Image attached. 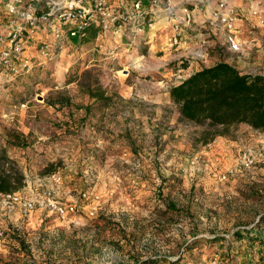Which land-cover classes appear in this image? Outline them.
Returning <instances> with one entry per match:
<instances>
[{
	"label": "rangeland",
	"instance_id": "obj_1",
	"mask_svg": "<svg viewBox=\"0 0 264 264\" xmlns=\"http://www.w3.org/2000/svg\"><path fill=\"white\" fill-rule=\"evenodd\" d=\"M162 27L139 57L119 37L107 52L90 40L0 87L5 168L35 201L47 189L39 180L61 173L54 197L76 206L65 220L38 207L0 216V264H264V244L250 259L238 234L260 221L264 241V133L238 125L205 144L203 127L155 99L178 71L159 67L169 60L167 30L154 35ZM87 84L110 101L91 98ZM248 151L255 162L245 167Z\"/></svg>",
	"mask_w": 264,
	"mask_h": 264
},
{
	"label": "built area",
	"instance_id": "obj_2",
	"mask_svg": "<svg viewBox=\"0 0 264 264\" xmlns=\"http://www.w3.org/2000/svg\"><path fill=\"white\" fill-rule=\"evenodd\" d=\"M203 1L210 4L213 0ZM189 3L192 4V1L0 0V87L13 84L19 77L30 74L34 68L46 66L69 47L78 46L93 28L98 30L96 41L101 51L112 50L113 47L108 43L109 38L114 36L125 42L126 51L133 54L131 57H139L142 47L154 41L155 38L147 33L154 32L156 25L164 27L158 28L155 36L159 35L160 30H167L166 50L169 60H162L160 66L164 69L171 68L175 63L178 68L173 75L175 84H181L182 73L188 70L191 61L204 63L208 60L212 47L202 37L192 54L180 56L187 34L194 29L195 9L189 7ZM259 7L258 4L252 14L260 18L263 11ZM212 15L214 19L209 25L217 35L223 36V48L240 57L246 54L247 45L242 43L236 27V8L228 1L220 0L215 10H212ZM75 40L78 43L73 45ZM250 75L264 77L259 73ZM175 84L172 87L177 86ZM241 162L245 167L252 166L255 162L252 152H245ZM39 183L47 189L38 201L31 199L26 189L1 195L0 216L17 213L27 218L37 207L48 210L62 220L75 214V205H66L54 197L55 188L64 183L61 173L45 176ZM258 223L260 221L242 231L257 233Z\"/></svg>",
	"mask_w": 264,
	"mask_h": 264
},
{
	"label": "trees",
	"instance_id": "obj_3",
	"mask_svg": "<svg viewBox=\"0 0 264 264\" xmlns=\"http://www.w3.org/2000/svg\"><path fill=\"white\" fill-rule=\"evenodd\" d=\"M97 34V29H91L79 46L90 40L95 41ZM83 88L93 99L110 101L104 99L101 87L93 89L92 84H87ZM170 98L172 105L178 109L181 122L205 129V144L238 125H248L253 130L264 133V77L243 75L226 62L203 68L172 87ZM6 163L8 162L0 159V196L19 192L24 187L23 175L16 169H6ZM261 221L264 222V217ZM257 230V233H238L241 239L251 241L252 246L246 253L250 259L254 258L256 252L253 245L257 241L264 244L263 239H260V230H263L261 222L258 223ZM236 238L234 236L228 241L231 249Z\"/></svg>",
	"mask_w": 264,
	"mask_h": 264
},
{
	"label": "crops",
	"instance_id": "obj_4",
	"mask_svg": "<svg viewBox=\"0 0 264 264\" xmlns=\"http://www.w3.org/2000/svg\"><path fill=\"white\" fill-rule=\"evenodd\" d=\"M191 1L192 4L195 5V7L192 8L195 9L194 29L187 34L185 38L186 43L183 47L184 49L180 53V56L192 54L199 40L204 37L212 46L209 52V59L211 60L209 64L212 63V65L205 68L213 67L220 62H226L234 66L243 75H250L253 72L264 75V0H226L237 10L238 21L236 23V27L239 31V37L241 38L242 43L247 45L248 51L241 57L228 53V51L223 48V36L217 35L214 31L211 30V27L209 25V22L214 19L212 10H215L217 2L220 0H213L210 4H206V7H199L200 2H202L203 0ZM258 4L260 5L259 8L263 11L262 17L260 18L252 14V10L255 9ZM223 55H229L227 60H220L225 59ZM150 57L156 58L153 55H151ZM158 64L160 67V62H158ZM202 69L203 67L200 66V63H198L197 61H191V65L188 70H185L184 73H182V81L184 82L190 76ZM161 77L156 80L158 81V85H163L166 75L163 74L161 75ZM179 84L180 83H176L175 85ZM170 90L162 92L160 88H157L156 92L158 93L154 95L155 99L160 100L162 103L170 105ZM69 171H73V168L71 169L67 167V172ZM67 177L68 176H66L65 178Z\"/></svg>",
	"mask_w": 264,
	"mask_h": 264
},
{
	"label": "bare ground",
	"instance_id": "obj_5",
	"mask_svg": "<svg viewBox=\"0 0 264 264\" xmlns=\"http://www.w3.org/2000/svg\"><path fill=\"white\" fill-rule=\"evenodd\" d=\"M139 68V67H138Z\"/></svg>",
	"mask_w": 264,
	"mask_h": 264
}]
</instances>
